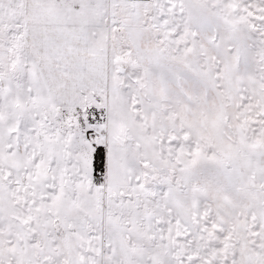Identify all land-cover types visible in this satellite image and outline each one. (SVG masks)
<instances>
[{"label": "snow or ice", "instance_id": "6c2138e0", "mask_svg": "<svg viewBox=\"0 0 264 264\" xmlns=\"http://www.w3.org/2000/svg\"><path fill=\"white\" fill-rule=\"evenodd\" d=\"M0 264H264V0H0Z\"/></svg>", "mask_w": 264, "mask_h": 264}]
</instances>
